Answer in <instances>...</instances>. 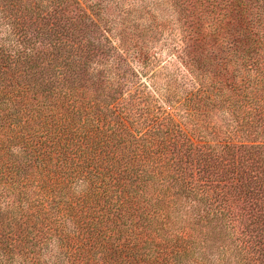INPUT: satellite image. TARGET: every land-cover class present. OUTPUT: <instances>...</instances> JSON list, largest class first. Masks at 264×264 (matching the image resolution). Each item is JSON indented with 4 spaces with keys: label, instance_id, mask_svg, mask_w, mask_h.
<instances>
[{
    "label": "trees",
    "instance_id": "trees-1",
    "mask_svg": "<svg viewBox=\"0 0 264 264\" xmlns=\"http://www.w3.org/2000/svg\"><path fill=\"white\" fill-rule=\"evenodd\" d=\"M0 264H264V0H0Z\"/></svg>",
    "mask_w": 264,
    "mask_h": 264
},
{
    "label": "rangeland",
    "instance_id": "rangeland-1",
    "mask_svg": "<svg viewBox=\"0 0 264 264\" xmlns=\"http://www.w3.org/2000/svg\"><path fill=\"white\" fill-rule=\"evenodd\" d=\"M163 57H165V56L163 55Z\"/></svg>",
    "mask_w": 264,
    "mask_h": 264
}]
</instances>
